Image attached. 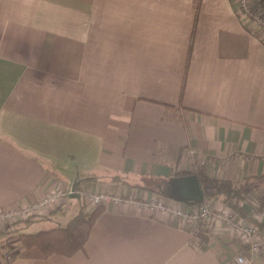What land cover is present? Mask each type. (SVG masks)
<instances>
[{
	"label": "crops",
	"instance_id": "crops-1",
	"mask_svg": "<svg viewBox=\"0 0 264 264\" xmlns=\"http://www.w3.org/2000/svg\"><path fill=\"white\" fill-rule=\"evenodd\" d=\"M198 169L235 184L264 175V36L247 11L234 0H0V208L56 187L135 200L101 205L71 256L1 254L0 264H233L244 250L224 221L202 247L143 202L176 201L165 182ZM259 181L239 210L202 200L252 223ZM71 193L38 214L64 224L79 209ZM9 223L0 244L17 246Z\"/></svg>",
	"mask_w": 264,
	"mask_h": 264
},
{
	"label": "built area",
	"instance_id": "built-area-1",
	"mask_svg": "<svg viewBox=\"0 0 264 264\" xmlns=\"http://www.w3.org/2000/svg\"><path fill=\"white\" fill-rule=\"evenodd\" d=\"M254 1L234 0V3H236L239 9L249 13L259 33L264 36V11ZM187 154L190 153L187 152ZM70 192H72V188L64 189L63 187H56V189L39 200L22 204L15 209L0 208V224L8 220L14 221L31 214L40 213ZM78 192L89 206L105 205L109 201H113L115 204L125 203L127 205L135 202L131 196H124L119 192L110 190L90 191L88 189H81ZM143 202L152 210L166 212L172 217H178L182 225L187 224L195 243L198 240L196 233L199 226L205 227L207 233L211 232L214 234L216 233V225L224 221L226 227H229L233 235L240 239L241 249L244 250V252H238L233 257V264H253L255 259L264 253V234L257 223L264 222V204L261 202V199H254L252 201L250 214L255 218V222L252 223L236 219L231 211L225 212L215 209L207 200H202L198 205H194L189 209H184L179 201L164 203L162 200L154 197ZM16 252L17 250L12 248H5L7 259L18 255Z\"/></svg>",
	"mask_w": 264,
	"mask_h": 264
},
{
	"label": "trees",
	"instance_id": "trees-1",
	"mask_svg": "<svg viewBox=\"0 0 264 264\" xmlns=\"http://www.w3.org/2000/svg\"><path fill=\"white\" fill-rule=\"evenodd\" d=\"M257 5L264 11V0H257ZM186 174L196 175L198 183L204 192V198L219 200L233 210L240 209L239 201L243 200L258 185L259 180L264 177V175L253 176L247 181L235 184L230 180L212 178L202 169L174 173L177 176ZM88 179L91 180L94 177H88L85 180ZM110 180L115 184L130 183L120 174L112 175ZM134 184H138L140 187L143 186L139 183ZM154 191L157 190L154 189ZM188 202L190 204L195 203L194 201ZM102 209L103 207L101 205L87 206V203L80 196L78 211L64 224H56L46 229L36 228L33 230H24L34 225L37 220H45V217L38 213L11 221L7 228H9L8 231L16 233L19 245L10 246L0 244V255H5V248L9 247L14 250L17 249L16 254L18 255L37 258H45L53 253L71 256L75 252L83 249L90 230L98 215L102 212ZM257 223L259 226L264 227V222ZM196 235L200 240L201 246L205 247V239L207 238V230L205 227L199 226Z\"/></svg>",
	"mask_w": 264,
	"mask_h": 264
},
{
	"label": "water",
	"instance_id": "water-1",
	"mask_svg": "<svg viewBox=\"0 0 264 264\" xmlns=\"http://www.w3.org/2000/svg\"><path fill=\"white\" fill-rule=\"evenodd\" d=\"M162 193L176 201L182 202H199L204 197V192L195 174H186L169 178L165 182ZM71 196L80 199L79 192L72 191Z\"/></svg>",
	"mask_w": 264,
	"mask_h": 264
},
{
	"label": "rangeland",
	"instance_id": "rangeland-1",
	"mask_svg": "<svg viewBox=\"0 0 264 264\" xmlns=\"http://www.w3.org/2000/svg\"><path fill=\"white\" fill-rule=\"evenodd\" d=\"M67 200V202L69 203H76V201L73 199V198H68V197H63ZM158 199L162 200L163 199V196H160ZM63 210H64V213L67 211L66 208H64L63 206ZM56 218H52V219H47V220H37L36 223L34 225H31V227H28L24 230H33V229H36V228H41V229H46V228H50L52 226H55L57 223H55ZM2 227H4L5 224H1ZM2 234H5L7 235V237H3L2 239H0V241H3V242H7L9 240V236H12L10 235V233H6V232H2ZM13 242V241H12ZM10 246H12L13 244L12 243H8ZM6 249H10L9 247H6Z\"/></svg>",
	"mask_w": 264,
	"mask_h": 264
},
{
	"label": "clouds",
	"instance_id": "clouds-1",
	"mask_svg": "<svg viewBox=\"0 0 264 264\" xmlns=\"http://www.w3.org/2000/svg\"><path fill=\"white\" fill-rule=\"evenodd\" d=\"M208 127H209V128H212L211 125H209ZM212 130H213V136H214L215 130H214V129H212Z\"/></svg>",
	"mask_w": 264,
	"mask_h": 264
}]
</instances>
